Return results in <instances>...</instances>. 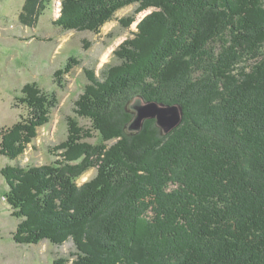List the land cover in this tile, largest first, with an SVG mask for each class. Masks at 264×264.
<instances>
[{
	"label": "trees",
	"instance_id": "obj_1",
	"mask_svg": "<svg viewBox=\"0 0 264 264\" xmlns=\"http://www.w3.org/2000/svg\"><path fill=\"white\" fill-rule=\"evenodd\" d=\"M51 2L25 0L20 22L36 26ZM130 4L151 12L75 102L92 129L70 117L53 164L1 169L14 241L71 239L75 264H264V0H63L54 23L98 31ZM23 94L27 116L0 128L12 161L58 103L36 84ZM137 100L179 104L183 120L130 132Z\"/></svg>",
	"mask_w": 264,
	"mask_h": 264
},
{
	"label": "rangeland",
	"instance_id": "obj_2",
	"mask_svg": "<svg viewBox=\"0 0 264 264\" xmlns=\"http://www.w3.org/2000/svg\"><path fill=\"white\" fill-rule=\"evenodd\" d=\"M24 1L0 0V128L12 127L21 116H27L28 108L20 99L28 83L55 95L58 103L51 108L50 120L40 125L37 137L29 143L19 159L12 161L0 154V264H55L54 260L60 257L68 259L67 264H75V256L70 255L75 251L71 239L63 245L49 240L36 244L14 241L13 233L20 219L13 215L11 204L7 201L9 185L1 169L17 163L24 167L53 164L59 158V152H54L53 148L68 138L70 117L84 129H92L90 119L74 112L75 102L89 83L87 71H95L101 77L105 68L119 64L121 60L114 51L126 39L134 36L138 23L151 10L136 12L137 4H130L119 9L98 31L66 30L54 23L62 14L63 0H52L36 26H26L20 22L19 14ZM132 16H136V19L126 27L122 19ZM72 57L78 63H71L72 67L66 69ZM129 125L128 131L139 132L131 131ZM93 134L94 138L86 140L93 143L102 141L99 132L94 131ZM96 174L97 169L91 168L77 182L83 185Z\"/></svg>",
	"mask_w": 264,
	"mask_h": 264
},
{
	"label": "water",
	"instance_id": "obj_3",
	"mask_svg": "<svg viewBox=\"0 0 264 264\" xmlns=\"http://www.w3.org/2000/svg\"><path fill=\"white\" fill-rule=\"evenodd\" d=\"M132 108L136 114L129 125L131 131H140L148 118L156 119L163 132L169 133L181 124L184 115L181 105L166 104L162 101L137 100L132 104Z\"/></svg>",
	"mask_w": 264,
	"mask_h": 264
}]
</instances>
